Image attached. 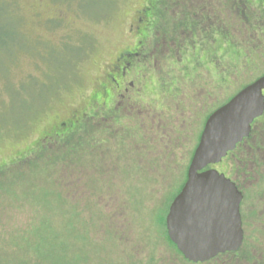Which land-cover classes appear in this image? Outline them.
I'll return each instance as SVG.
<instances>
[{
    "label": "rangeland",
    "instance_id": "rangeland-1",
    "mask_svg": "<svg viewBox=\"0 0 264 264\" xmlns=\"http://www.w3.org/2000/svg\"><path fill=\"white\" fill-rule=\"evenodd\" d=\"M176 1L157 8L156 22L152 0H0V167L33 144H50L55 134L111 97L119 108L113 123L107 116L99 120L102 133L68 153L66 167L47 170L54 182L31 175L34 188L13 191L26 203L17 205L22 210L0 193V264L180 261L165 232L167 203L185 177L181 166L189 165L200 124L264 71V13L249 22L237 9L244 8L240 0ZM175 11L193 19L188 25L194 27L177 32L179 39H157L159 27L176 25L170 21ZM201 12L211 20L198 21ZM162 16L168 20L158 30ZM148 22L153 26L146 27ZM201 30L210 33L207 40ZM218 31L229 35L227 41L250 46L246 60L231 62L227 52H219L224 40H214ZM128 50L138 54L130 57L126 75L121 68ZM256 66L261 70L255 72ZM173 104L170 113L153 114ZM147 113L150 119L144 122ZM174 116L191 122L158 126ZM256 159L264 163V157ZM243 162L236 163L244 171L255 166ZM27 163L22 162L24 173ZM258 226L252 225L247 237L250 258L262 264L264 226Z\"/></svg>",
    "mask_w": 264,
    "mask_h": 264
},
{
    "label": "water",
    "instance_id": "water-1",
    "mask_svg": "<svg viewBox=\"0 0 264 264\" xmlns=\"http://www.w3.org/2000/svg\"><path fill=\"white\" fill-rule=\"evenodd\" d=\"M264 75L245 86L206 119L190 160L181 191L166 215L171 242L192 262L205 261L233 250L241 242L240 193L214 169L249 134L250 124L264 108Z\"/></svg>",
    "mask_w": 264,
    "mask_h": 264
},
{
    "label": "trees",
    "instance_id": "trees-1",
    "mask_svg": "<svg viewBox=\"0 0 264 264\" xmlns=\"http://www.w3.org/2000/svg\"><path fill=\"white\" fill-rule=\"evenodd\" d=\"M176 0H152V3L150 5V7L154 6L155 10L151 15V20L152 21H156L155 16L157 15V13L159 14V10H157V8L163 7V8H167L168 5L172 6L174 4H176ZM247 2H250L249 4ZM247 2L240 0L241 5L240 6H244V8L241 9V7L237 6V9L240 10V12H242L244 14L246 18V20H248L249 22L252 20L251 16H255L256 14H259V12H263L264 13V0H247ZM243 3V5H242ZM237 5V3H236ZM254 7L256 10V13L252 12L251 9H248L247 7ZM248 10H247V9ZM246 9V10H245ZM157 10V11H156ZM161 13H163V10L160 11ZM225 12V11H221ZM166 12H164L163 16L165 15ZM175 17H172L170 19V21H173L174 23H176V25L174 26H167V27H159L160 31H155L157 33V39H163L166 37V35L168 37H175L177 39L178 36H180L179 34L177 36H175L178 33H182L185 32V30H189L188 28H193L194 26L192 25H188L189 24H193L194 22L189 20L188 16L182 15L180 13V11H175ZM204 12H201L200 15V19L198 21H200L201 23L205 22V21H210V15L209 17L206 15H204ZM161 17L159 20V24H157V26L155 27L156 29H158V25L161 24V22H165V20L168 19H164V17ZM208 17V18H207ZM206 18V19H204ZM218 21L221 22L219 20L218 17ZM219 24V23H218ZM153 25V22H152ZM214 25V24H212ZM215 26V25H214ZM158 29V30H159ZM169 31L171 33V35L167 32ZM154 33V29L152 30V35ZM195 33L193 30H191V34ZM199 33H202L203 37H205L204 39L207 40V37L209 38L210 33L208 31H203L201 30V32L199 31ZM229 37L228 34L223 33V32H214L213 37L214 40L217 42H222L224 40V48L223 50L219 49V52H227V56L232 55L234 59L236 60H240L238 59L239 57L245 59L246 57L242 56V50H239L237 44L232 43V41H227L226 37ZM192 38H194V35H192ZM241 47V46H240ZM160 50V49H159ZM229 58V57H228ZM254 79V78H253ZM173 98V97H172ZM111 99H114L113 97H111ZM110 99V101L108 103H111L110 105L104 104V106H101L100 108H97L93 111H91V113H88L85 117L83 116L82 118H80L79 120H77L76 122H74L73 125L68 127V131L62 132L60 134H55L52 138L54 141H52L50 144L48 143L49 141H47V144H42L43 142H38L36 144H33L34 146H32V148L29 151H26L24 154H22V156H19L20 158H18L17 160H15L14 162H12L10 165L8 166H3L0 167V193H6L7 194V198L12 200L14 203V208L18 211L22 210L21 206H17L19 204H26L24 202L21 203V199L15 195V193H13L14 190H16L18 187H22L24 188V185H27L28 187H32L34 188L35 184L33 183V180L31 178V175H37V176H42L44 177L46 180L50 181V183L54 182V176L51 177V173L50 175H47V170L49 168H53L54 165H57L59 167H61V165L64 164V167H66V158L68 157V153L72 152L73 149L82 146L84 143H86V141L88 140L89 137L92 136H96L99 135L100 133H102V122L103 120H105L104 116H107L108 118L106 120H112V123L115 121V116L117 115L119 109H117L116 107V100H114V102H112V100ZM176 104H173L172 107L167 108V112L164 113V111L160 110L159 108H155L154 110V115L156 114H166V113H170L171 108L173 109V107ZM158 107V106H157ZM100 111V112H98ZM194 112V116L195 115V111L193 108H191V113ZM108 113V114H107ZM107 114V115H105ZM154 117V116H151ZM146 119H150V114H146L145 118H144V122H146ZM152 119V118H151ZM99 120H102V122H100ZM174 121H180V123L182 122H191V120L189 118H185V117H181V116H174V119H171L169 117H167V119L165 120V122H160L158 121V126H161L163 128H166L167 126L171 125L170 127L174 128L173 124H170V122ZM204 121V120H203ZM204 122H202V124H200L201 126L199 127V130H197L196 132V139L195 141L192 143L191 145V150L188 153L189 158H191L193 150L197 144L200 132L202 130ZM153 129V125L151 126ZM87 137V138H85ZM154 142V141H153ZM53 145L51 148L50 146ZM75 145V146H74ZM178 146L180 147L179 150H181L182 147V143H178ZM187 147V146H186ZM49 153H45V152H49ZM76 151H73L72 153H74ZM181 152V151H179ZM43 154H47L46 159L43 158ZM184 154L181 153V157ZM28 160V161H27ZM183 162H185L184 160H182ZM22 162H28L26 164V166L28 167L26 171H28L27 173H24L22 169H25V167H22L23 164ZM83 163V162H82ZM181 163V162H180ZM79 165L81 163H78ZM183 164V163H182ZM83 167V166H80ZM182 169L185 168L186 171V166L183 165L181 166ZM53 171V170H52ZM53 173L55 174V172L53 171ZM75 173H78V171H75ZM183 180L180 181L178 187L175 189V193H173L167 203V206L169 205L170 201L173 199V197L175 196V194L179 191V187L180 185H182ZM58 198L60 199L61 195L60 193L57 194ZM61 201V200H60ZM63 202V201H62ZM64 203V202H63ZM167 211V208L166 210ZM18 217V216H17ZM171 244V243H170ZM177 253L179 254V252L177 251ZM176 254V256L178 255ZM179 263V262H178ZM180 264V263H179Z\"/></svg>",
    "mask_w": 264,
    "mask_h": 264
},
{
    "label": "flooded vegetation",
    "instance_id": "flooded-vegetation-1",
    "mask_svg": "<svg viewBox=\"0 0 264 264\" xmlns=\"http://www.w3.org/2000/svg\"><path fill=\"white\" fill-rule=\"evenodd\" d=\"M152 26H153L152 23H149V22L146 25V27H149V28ZM146 27H145V29H146ZM261 32H262L261 35L263 36V39H264V30ZM261 40H262V38H261ZM258 42H260V41L258 40ZM248 49L251 50L250 46H248V48L242 47L240 49V50H242V56L243 57L247 56ZM128 51H129L128 53H125V52L123 53V57H126V56L127 57L123 62V67L121 68V72L125 73V74L127 71H129V69H128L129 66H127V65H129V63L131 61L130 57L138 54V52L137 53H134V52L131 53L130 50H128ZM229 58H230L231 62H235V59L233 58L232 55H229ZM245 60H246V58H245ZM260 70L261 69L258 68L257 66L255 67V72H258ZM262 75H264V71H260L257 74V77H255L253 80H251L248 84L244 85L241 89H243L245 86L249 85L250 83H252L256 79H258ZM250 77H252V76H250ZM116 83L117 84L114 87V89H115V93H118L121 90V84L119 82H116ZM262 94H263V99H264V89L262 90ZM121 96H123V95H121ZM233 96H234V94H233ZM233 96H231V98ZM116 102H117V100H116ZM117 109H119V108L117 107ZM211 113H209V115ZM206 118H208V117H206ZM205 121H206V119L204 120V123H205ZM203 126H204V124H203ZM202 129H203V127H202ZM65 131H68V128H65ZM201 132H202V130H201ZM201 132H200V134H201ZM199 137H200V135H199ZM198 141H199V138H198ZM198 141H197V143H198ZM196 146H197V144H196ZM196 146H195V148H196ZM195 148H194V150H195ZM194 150H193V152H194ZM192 155H193V153H192ZM256 157H261V158L264 157V108H263V112L261 113V115L256 117L255 119H253V121L251 122L250 131L246 137H244L240 142H238L236 144V146L231 151H228L227 154L219 162L214 163V164H210V165H208L202 169V171L207 170V169H214L219 174H223L225 178L229 179L234 184L236 190L240 193L241 199L239 202V209H238L239 215H240V229L242 232V235H241L242 238H241L240 244L238 245V247L236 249L226 250L224 252H220L217 255H215L214 257L209 258L208 260L198 261V262L189 261L177 249V251L179 252V255H177V259H179L181 261L180 262V261H177L175 259L177 264H179V263L180 264H251V261H253L255 264H260L257 257L256 258H253V257L250 258L251 252L249 251V246H250L251 242L249 241L250 236L248 235V233L253 231V229L250 230V227L252 225H255V229H261V227H259L258 225L264 226V225H262V221H264V173L260 172V167L261 166L264 167V163L261 164L260 162H257ZM260 160H264V159H260ZM237 161H240L243 164H246V162H243V161H247V163L253 162V163H255V166H253L251 168V170H247L248 171L247 172V171H244L243 169L237 167V163H236ZM262 162H264V161H262ZM182 170H183V175L185 177L183 178L182 185H180L179 191L175 194V196L181 191V189L184 186L185 181H186L188 167H187L186 171H185V168H183ZM246 180H247V182H246ZM249 180H253L254 182L250 185H247ZM175 196L173 197V199L175 198ZM173 199L170 201V203L168 205V209H169V206H170L171 202L173 201ZM256 200H257L258 210L256 209L257 208L256 203H254V201H256ZM251 206L255 207L256 212H254V210L251 209ZM168 209H167V213H168ZM166 215L164 218V222L166 219ZM257 218H258V220H257ZM259 220H261V221H259ZM165 227H166V222H165ZM165 232L167 234L166 229H165ZM247 236H249V237H247ZM250 240H251V238H250ZM262 264H264V263H262Z\"/></svg>",
    "mask_w": 264,
    "mask_h": 264
}]
</instances>
